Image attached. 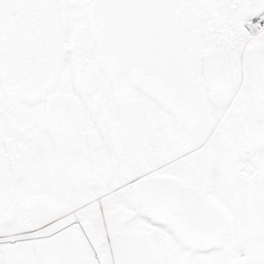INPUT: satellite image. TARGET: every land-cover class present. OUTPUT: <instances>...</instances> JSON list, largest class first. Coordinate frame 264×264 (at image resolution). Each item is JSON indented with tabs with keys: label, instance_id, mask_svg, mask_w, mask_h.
I'll use <instances>...</instances> for the list:
<instances>
[{
	"label": "snow or ice",
	"instance_id": "1",
	"mask_svg": "<svg viewBox=\"0 0 264 264\" xmlns=\"http://www.w3.org/2000/svg\"><path fill=\"white\" fill-rule=\"evenodd\" d=\"M0 264H264V0H0Z\"/></svg>",
	"mask_w": 264,
	"mask_h": 264
}]
</instances>
